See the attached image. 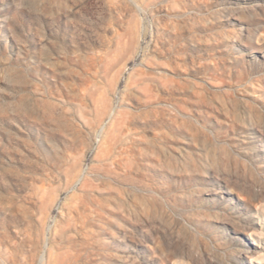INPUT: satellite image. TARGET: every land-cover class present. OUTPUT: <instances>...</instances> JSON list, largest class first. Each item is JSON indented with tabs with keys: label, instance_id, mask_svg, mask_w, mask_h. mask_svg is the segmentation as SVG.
Segmentation results:
<instances>
[{
	"label": "rangeland",
	"instance_id": "1",
	"mask_svg": "<svg viewBox=\"0 0 264 264\" xmlns=\"http://www.w3.org/2000/svg\"><path fill=\"white\" fill-rule=\"evenodd\" d=\"M262 134L264 0H0V264H259Z\"/></svg>",
	"mask_w": 264,
	"mask_h": 264
},
{
	"label": "bare ground",
	"instance_id": "2",
	"mask_svg": "<svg viewBox=\"0 0 264 264\" xmlns=\"http://www.w3.org/2000/svg\"><path fill=\"white\" fill-rule=\"evenodd\" d=\"M261 138V140L262 141H264V134H262L261 136H260ZM259 194V193H258ZM255 195V194H254ZM255 197H256V195H255ZM264 209V208H263ZM262 212H263V217H264V210H262ZM263 220H264V218H263ZM264 233H260V235H263ZM256 259L258 260V262H259V264H264V253H259V255H257V257H256ZM181 262V264H188V263H186V262H184V261H180Z\"/></svg>",
	"mask_w": 264,
	"mask_h": 264
}]
</instances>
